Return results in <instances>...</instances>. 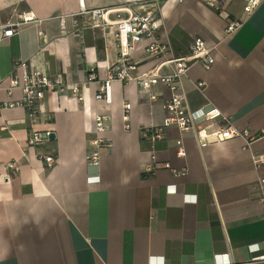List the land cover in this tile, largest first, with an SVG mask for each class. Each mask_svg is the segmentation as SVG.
Here are the masks:
<instances>
[{"label":"crops","instance_id":"obj_1","mask_svg":"<svg viewBox=\"0 0 264 264\" xmlns=\"http://www.w3.org/2000/svg\"><path fill=\"white\" fill-rule=\"evenodd\" d=\"M84 3L83 10L79 0H0V25L34 15L11 37L0 30V103L21 97L20 90L7 93L18 59L80 87L78 94L46 91L33 118L21 107L0 109V264H264V162H255L264 159V0L250 14L238 0L224 1L222 11L202 0ZM96 9L103 16L94 17ZM150 9L162 17L161 37L173 55L187 54L195 37L214 47V64L194 63L181 89L198 123L203 109L218 107L256 136L250 146L235 137L201 148L175 126L153 141L165 117L162 102L171 97L163 84L152 87L156 100L135 80L114 81L111 104L95 98L119 58L115 23L130 10ZM227 19L244 22L226 35ZM146 44L134 52L133 77L157 64ZM91 71L97 78L85 83ZM97 114L107 118L110 146L91 166ZM33 130L54 137L31 147ZM46 154L54 155L51 167ZM167 162L186 174L175 175L162 166Z\"/></svg>","mask_w":264,"mask_h":264},{"label":"built area","instance_id":"obj_2","mask_svg":"<svg viewBox=\"0 0 264 264\" xmlns=\"http://www.w3.org/2000/svg\"><path fill=\"white\" fill-rule=\"evenodd\" d=\"M182 2L184 0H178ZM207 6L222 11L224 1L236 0H202ZM243 2L246 14H250L261 2V0H238ZM81 9H85L84 0H79ZM94 17L103 16L102 9L92 11ZM34 15L26 12L13 22L0 25L1 33L4 37L13 36L23 24L33 21ZM243 19H227L224 32L226 35L238 30L243 25ZM114 33L116 45L119 50V58L116 63L109 67L107 78L99 84L95 98L111 104L113 101L112 84L114 81L128 82L135 80L142 93L149 96L150 100H156L157 94L152 91L155 85L163 84L171 91V97L162 102L165 117L162 126L155 127L150 135L153 141L163 137L164 129L175 126L183 133H191L198 141L201 148L208 145L221 143L231 138L241 137L245 139L246 145L250 146L256 139L248 129L241 130L233 125L232 117L225 114L218 107L203 109L201 122L198 123L196 117L189 107L186 94L181 89V80L187 75L190 67L194 63H201L205 68H210L215 58L214 47L209 46L202 37H195L189 47V52L185 55L175 56L172 54L171 45L161 37L163 19L156 10L145 12L129 11L126 18L118 20ZM62 28H65L62 21ZM147 41L145 51L148 57L157 60L155 67L149 71L139 74L136 77L131 72L137 69V62L134 60V52L138 45ZM163 68L168 72H163ZM96 74L91 71L85 83L96 80ZM84 83V84H85ZM205 81L197 83V88L204 89ZM69 88L73 94L80 92L79 85L66 81L61 76H50L42 69H30L26 59H18L13 67V72L8 78L7 93L12 96L15 90L21 91V97L17 100H9L0 103V109L24 108L29 116L33 118L38 111L40 102L44 99L46 91L60 92ZM82 98V97H81ZM124 119L128 120V112L131 104L126 103ZM219 123V124H218ZM217 125V126H216ZM109 130L108 121L105 115L95 116V137L90 140L91 150L87 156V163L91 166H99L101 162L102 150L110 146L106 133ZM50 131H31L28 138V145L40 147L50 141ZM177 155L185 156V148L182 139L177 141ZM48 167H51L55 158L53 154L42 155ZM257 164L264 162L262 157H255ZM7 166L14 172L19 171L17 161H9ZM160 165L151 167L155 170ZM175 175H185L186 170H179L172 167L171 163L162 164ZM155 168V169H154ZM262 193L261 202L264 209V179L259 181ZM237 264V263H231Z\"/></svg>","mask_w":264,"mask_h":264},{"label":"water","instance_id":"obj_3","mask_svg":"<svg viewBox=\"0 0 264 264\" xmlns=\"http://www.w3.org/2000/svg\"><path fill=\"white\" fill-rule=\"evenodd\" d=\"M53 137H54V134H53V133H51V134H50V138H53Z\"/></svg>","mask_w":264,"mask_h":264}]
</instances>
